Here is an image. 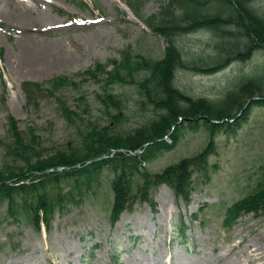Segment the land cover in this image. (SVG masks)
Wrapping results in <instances>:
<instances>
[{"label":"rangeland","instance_id":"1","mask_svg":"<svg viewBox=\"0 0 264 264\" xmlns=\"http://www.w3.org/2000/svg\"><path fill=\"white\" fill-rule=\"evenodd\" d=\"M78 1L0 0V139L9 141L10 116L24 131L33 127L48 152L67 145L80 147L78 131L90 124L101 127L112 122V133L126 134L152 120V110L142 105L137 84H109L106 75L79 74L96 62L120 60L126 50L153 59L163 57L166 39L145 19L157 14L167 0H142L139 14L129 7V0H82L86 7ZM33 4L40 11L26 9ZM209 6L213 12L215 1ZM255 6L264 14V0H257ZM219 41L211 29L178 38L184 57L196 62L214 56ZM262 67L264 50L213 74L180 70L176 84L191 96L218 100L236 78L252 76ZM56 76L75 83H67L51 96L48 81ZM26 81L43 84V91L35 95L37 106L22 89ZM104 93L124 101V117L117 123L97 99ZM56 97L81 118L69 122ZM208 139L204 128H188L175 147L162 151L147 167L153 175L160 174L182 157L198 153ZM217 142L209 178L195 176L196 189L189 203L177 200L164 184L153 193L156 210L149 203H137L114 225L110 222L114 175L110 169L91 185L85 176L78 183L64 181L55 196L62 192L65 201L58 205L50 229L42 224L36 230L21 197L16 217L8 212L7 201H0V264H236L245 257L244 244L256 241L264 247V213L243 214L232 227L223 222L227 207L264 177V105H255L236 131L218 133ZM24 166L20 159L5 158L0 144V170ZM181 231L185 234L178 238ZM241 237L244 241L236 247Z\"/></svg>","mask_w":264,"mask_h":264},{"label":"trees","instance_id":"2","mask_svg":"<svg viewBox=\"0 0 264 264\" xmlns=\"http://www.w3.org/2000/svg\"><path fill=\"white\" fill-rule=\"evenodd\" d=\"M211 1L216 7L210 11ZM142 0H129V5L139 13ZM257 0H167L161 5L157 14L148 16L145 21L150 28L165 37L164 56L159 59L143 55H133L131 51L122 52L121 59H110L106 64L96 62L79 75L98 78L106 75V81L112 83H134L138 85L143 97L142 105L152 111V120L129 133L119 134L110 131L111 124L103 127L90 124L89 130H79L82 136L80 147L69 146L65 149L49 151L43 145L41 136L33 127L22 130L18 120L9 117V141L0 139L5 158L11 161L22 160L25 163L19 170H0V182L15 179L12 183L0 185V201H7L8 212L16 217L19 197L27 207L29 218L37 230L41 222L50 229L53 216L58 205H63L64 196L55 191L64 181L78 183L85 176L91 185L96 177L109 168L114 173L112 181L113 202L110 219L115 223L121 213L131 210L137 202H149L155 207L153 190L161 183L168 184L177 198L190 201L195 189L194 179L198 175L202 179L209 178L211 156L216 153L218 132H229L237 129L244 121L254 105H264L258 100L237 117V113L254 95L264 96V67L252 76L236 78L221 99L194 97L183 91L177 84L180 70H192L198 73L213 74L235 61L245 62L257 51L264 50V14L255 6ZM85 6V3H81ZM201 29H211L220 39L217 53L207 60L196 62L184 57L179 47L178 38L183 34ZM3 53L0 51V56ZM113 65L111 69L108 67ZM143 74V76L141 75ZM49 95L67 83L74 84L67 77L57 76L49 81ZM23 91L30 102L36 106V93L43 91V84L24 82ZM97 99L106 108L112 120H122L121 111L124 101L113 93L98 94ZM56 101L66 117L75 123L81 115L72 110L67 102L57 97ZM117 112H111V109ZM234 118L233 122L228 119ZM227 119V120H225ZM219 120L220 123H213ZM191 126L204 127L209 133L208 143L198 153L183 157L178 162L166 167L157 177L143 165L150 162L159 151L173 148L180 132ZM174 127L171 138L173 145L164 140ZM146 142L151 145L143 149L139 155L118 151L112 157L86 164L87 160L103 154H111L115 149L135 151ZM62 172L43 173L49 168L58 166H74ZM23 183H20L22 182ZM225 223L231 225L243 213H264V177L260 178L252 191L236 201L228 208Z\"/></svg>","mask_w":264,"mask_h":264},{"label":"bare ground","instance_id":"3","mask_svg":"<svg viewBox=\"0 0 264 264\" xmlns=\"http://www.w3.org/2000/svg\"><path fill=\"white\" fill-rule=\"evenodd\" d=\"M37 2V1H35ZM39 2V1H38ZM27 10H37V4L25 6ZM244 239L241 237L238 241V245L236 247H240L243 243ZM245 257L239 258L236 264H264V247L261 246L258 242H254L253 244L245 245ZM234 247V246H233ZM262 263H261V262Z\"/></svg>","mask_w":264,"mask_h":264},{"label":"water","instance_id":"4","mask_svg":"<svg viewBox=\"0 0 264 264\" xmlns=\"http://www.w3.org/2000/svg\"><path fill=\"white\" fill-rule=\"evenodd\" d=\"M254 99H258V97L257 96H254L251 100H249V102L248 103H250L252 100H254ZM140 150H137L136 152H134V153H138ZM105 157V155H103V156H101V157H99V158H97L96 160H98V159H101V158H104ZM63 169V167L62 168H59L58 170H62ZM48 171H51V170H48Z\"/></svg>","mask_w":264,"mask_h":264}]
</instances>
